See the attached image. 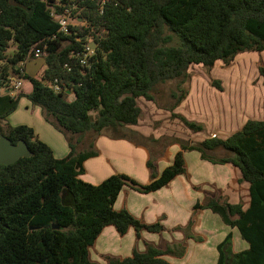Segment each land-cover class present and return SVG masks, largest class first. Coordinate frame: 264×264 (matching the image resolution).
<instances>
[{"label":"trees","instance_id":"16d2710c","mask_svg":"<svg viewBox=\"0 0 264 264\" xmlns=\"http://www.w3.org/2000/svg\"><path fill=\"white\" fill-rule=\"evenodd\" d=\"M64 8H72L76 22L69 25V34L59 32L51 16L52 10L61 14ZM90 43L94 47L88 54ZM35 49L42 54L41 76L20 75L19 64ZM263 51L264 0H0V134L12 144L23 140L30 151L29 157L0 166V264H98L90 260L89 248L108 226L120 236L133 229L137 241L143 232L161 234L163 217L146 224L113 206L125 187L149 194L185 176L184 152L237 169L239 182L248 184L246 208L229 203L221 190L204 191L187 224L173 229L183 234L181 242L156 246L144 241V251L133 248L125 258L104 256V264L182 259L186 239L202 241L192 234L201 210L235 228L248 246L234 252L227 233L216 246V264H264V120H246L224 139L191 144L171 139L162 146L177 145L178 151L159 174L154 163L167 159L166 152L151 154L143 136L133 134L136 140L126 133L140 119L137 100L156 102L159 86L172 87L173 102L165 106L169 112L184 100L190 65H228L237 54ZM18 76L31 84L28 94H11L12 79ZM54 81L61 92L47 85ZM21 98L38 107L43 120L64 137L69 149L64 158H55L30 127L7 123ZM177 117L188 130L202 131ZM99 136L145 147L148 183L124 174L97 185L79 179L83 163L98 156L94 141ZM150 142L159 146L160 139L151 137Z\"/></svg>","mask_w":264,"mask_h":264},{"label":"rangeland","instance_id":"374dc122","mask_svg":"<svg viewBox=\"0 0 264 264\" xmlns=\"http://www.w3.org/2000/svg\"><path fill=\"white\" fill-rule=\"evenodd\" d=\"M71 22L76 24L75 20ZM89 45L91 49L94 47L93 43ZM34 61L38 63L37 59ZM188 73L189 79L183 85L187 95L173 111L169 112L166 108L173 102L169 97L172 88L170 84L159 86V93L156 94L154 103L141 98L137 100L141 116L136 126L127 127L126 133L136 140L138 139L133 134L143 136L145 138L143 144L151 154L162 156L166 152L164 155L166 158L172 156L175 151L174 146L177 145L166 148L162 146L171 139L182 140L190 144L199 143L206 138L224 139L240 130L246 120H264V51L237 54L228 65L220 61H217L211 68L190 65ZM22 88L28 90L29 83L24 81ZM70 99H72L71 95ZM173 114L200 125L202 131L195 133L188 130L177 116L172 117ZM151 137L160 139L159 146L150 142ZM86 147L87 144L83 148ZM184 160L186 169L188 168L194 181L218 182V179L225 175L220 166L201 162L196 152H187ZM159 161L158 167L168 165L165 158ZM136 171L135 169L132 173L135 174ZM173 186H179V181H176ZM198 188L209 192L210 195L216 191L214 186L209 185H201ZM180 198L181 196L178 201ZM168 201L170 202L168 203L169 208L165 210L163 218L161 216L158 218H162L160 219L161 224L167 230L161 236L150 235L154 236L153 240L148 239L155 245L164 246L162 241H171L176 235L175 232L171 233L174 227L184 226L192 215V208L185 196L182 197L181 202L183 203L178 210H175L176 204L172 198H168ZM198 221L196 231L201 235L202 241L206 242L186 244L185 241L186 256L182 259L168 257L170 258L166 259L168 262L172 264H216L215 245L223 239V235L229 231V228L220 221L217 215L209 211L200 215ZM238 238L239 241L233 242L235 251H240V244H245L239 235ZM138 242L142 246L143 241Z\"/></svg>","mask_w":264,"mask_h":264},{"label":"crops","instance_id":"0c3cea01","mask_svg":"<svg viewBox=\"0 0 264 264\" xmlns=\"http://www.w3.org/2000/svg\"><path fill=\"white\" fill-rule=\"evenodd\" d=\"M34 60L33 59L27 60L25 62L24 73L26 76L37 78L41 76L44 70V65H43V60L41 58L37 59L38 63H35L36 61ZM13 81L14 79H12V82ZM24 81L26 80H22L20 89L18 91L12 92L11 93L12 95L13 93L17 94L18 92H22L23 94H28L31 91V84L28 81L27 82L29 83V89L24 90L22 88ZM29 105L31 104L25 98H21L18 102L16 110L7 118V123L10 126L26 125L30 127L34 131L37 138L51 149L55 158L57 159L64 158L69 152L64 137L43 120L40 109L38 107H34L32 105L29 106ZM94 147L98 151V156L95 158L88 159L83 163L84 173L81 176H79V179L89 184L97 185L113 174H124V175L126 174L128 176H132L133 178L132 177L131 178L140 184L148 183L149 171L147 170L145 165L148 159V152L145 147L135 146L132 143L125 140H112L105 136L97 137L94 141ZM174 149L175 151L173 155L172 156L170 155V157L168 156V158L166 159L168 165L172 161L171 158H173L174 154L178 151V147L174 146ZM186 153L187 152L183 153V157ZM200 161L203 163H207L202 160ZM159 163L160 161H156L154 163L156 172L158 174L166 166H168V165H164L163 167H158ZM218 166H220L223 169V172L225 174L224 177L218 179V182L194 181L192 180L190 176L191 174H189L187 168L186 169L187 173L184 177L183 175L176 176L165 187L149 194H139L125 187L119 193L113 208L116 211L124 208L131 215H133L135 218L139 219L143 223L146 224H150L152 222L154 223L160 216L162 217L165 210L169 208L168 203L170 202L168 201V198H172V200L175 202L176 204L175 210L181 208V205L183 203L181 202V200L183 196L186 197V200L188 204H190L191 208L196 201H201L203 198V192L205 191L203 189L198 188L201 185L214 186L216 189L222 191L223 195L227 198L229 203L231 204L242 203L243 207L246 208L248 204V184L244 182L243 183L239 182L240 174L238 170L235 169L234 167L230 165H218ZM135 169L137 170L135 173L136 175L132 173L134 172ZM176 181H179V186H173V184ZM167 190L168 192H166ZM180 196L181 198L178 201V198ZM206 211L209 210H201L196 213L195 223L192 227V234L199 238L201 235H199V233L196 231V228L199 225L198 219H200V215H202ZM160 212L161 214L159 215ZM187 222H185L184 224L186 225ZM228 228L229 231L226 232L223 236L225 237L227 233H231L232 242L239 241L238 238L239 232L235 228H230V227ZM166 230L167 229L165 228V231ZM165 231L161 232V234H152V233L143 232L141 233V241L154 244L153 241H150L153 240L154 236H150V235L161 236ZM171 233L176 234L175 237L171 239V241H162L164 244L180 242L184 239V236L181 232L172 231ZM185 241L187 242V243L185 242L186 244L189 243L201 244L206 242V241L195 242L192 239H186ZM217 244L215 245V249ZM247 247H248L247 243L245 242L244 245L240 244L239 250L243 251L247 249ZM133 248H135L139 252L144 251V245L143 244L142 246L141 244L139 245V242L135 239V233L133 229H129L124 236H120L117 234V232L113 227L108 226L103 229L101 234L95 240L93 246L89 248V258L93 262H96L98 264H104V260H103L104 256L125 258L130 256ZM234 252H239V251L234 250ZM185 256L186 253L184 257ZM93 257L95 259H93ZM166 259H170V258L165 257V260ZM169 263L172 264V262Z\"/></svg>","mask_w":264,"mask_h":264},{"label":"built area","instance_id":"2783aa9c","mask_svg":"<svg viewBox=\"0 0 264 264\" xmlns=\"http://www.w3.org/2000/svg\"><path fill=\"white\" fill-rule=\"evenodd\" d=\"M75 6H73L72 8H74ZM72 8H64L62 10L61 14H55L53 12V10L51 11V16L54 18V20L57 22L58 26H59V32L63 33V34H69V25L72 24L71 21H73L71 19V10ZM90 46V45H89ZM90 47L87 48V53L90 54ZM41 52L38 49H35L32 54H31V58H27V60H31V59H38L41 56ZM25 60L24 62L19 64V74L23 75L24 74V65L25 62L27 61ZM81 63H84L83 61H81ZM22 84V78L20 76H18L17 78L14 79V81L12 82V86H11V93L18 91L21 87ZM55 93H59L63 90V88L58 84L57 81H54L52 83L47 84Z\"/></svg>","mask_w":264,"mask_h":264},{"label":"water","instance_id":"95a60500","mask_svg":"<svg viewBox=\"0 0 264 264\" xmlns=\"http://www.w3.org/2000/svg\"><path fill=\"white\" fill-rule=\"evenodd\" d=\"M69 94V91H67ZM30 156V151L23 140L12 144L11 141L0 134V166H8L13 164L20 158H27ZM53 229H58V226L52 225Z\"/></svg>","mask_w":264,"mask_h":264}]
</instances>
